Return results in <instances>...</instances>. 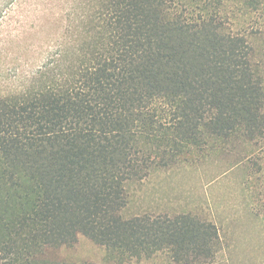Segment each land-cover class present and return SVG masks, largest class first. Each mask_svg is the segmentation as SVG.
Segmentation results:
<instances>
[{
	"label": "trees",
	"instance_id": "trees-1",
	"mask_svg": "<svg viewBox=\"0 0 264 264\" xmlns=\"http://www.w3.org/2000/svg\"><path fill=\"white\" fill-rule=\"evenodd\" d=\"M54 20L0 95V264H70L54 252L81 236L106 264H218L216 222L123 211L158 168L238 148L264 168V0H87Z\"/></svg>",
	"mask_w": 264,
	"mask_h": 264
},
{
	"label": "rangeland",
	"instance_id": "rangeland-1",
	"mask_svg": "<svg viewBox=\"0 0 264 264\" xmlns=\"http://www.w3.org/2000/svg\"><path fill=\"white\" fill-rule=\"evenodd\" d=\"M85 1L0 0V95L20 86L27 49L35 53L54 26L44 23L55 19L56 26L71 5ZM174 12L167 3L165 18H172ZM240 151L211 152L195 162L158 168L143 181L131 182L124 215L199 214L221 229L225 249L218 264H264V168L260 171L244 161ZM105 254L102 246L85 236L54 252L70 264H106ZM136 264H168V259L160 255Z\"/></svg>",
	"mask_w": 264,
	"mask_h": 264
}]
</instances>
